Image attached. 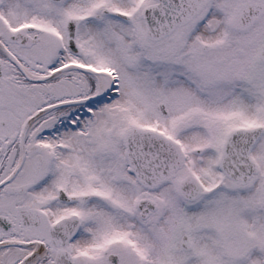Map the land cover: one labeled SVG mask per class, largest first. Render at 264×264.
Here are the masks:
<instances>
[{
  "label": "snow or ice",
  "instance_id": "obj_1",
  "mask_svg": "<svg viewBox=\"0 0 264 264\" xmlns=\"http://www.w3.org/2000/svg\"><path fill=\"white\" fill-rule=\"evenodd\" d=\"M0 264H264V0H0Z\"/></svg>",
  "mask_w": 264,
  "mask_h": 264
}]
</instances>
